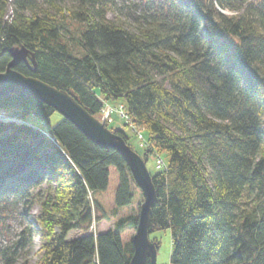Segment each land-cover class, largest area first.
I'll list each match as a JSON object with an SVG mask.
<instances>
[{"label": "trees", "instance_id": "trees-1", "mask_svg": "<svg viewBox=\"0 0 264 264\" xmlns=\"http://www.w3.org/2000/svg\"><path fill=\"white\" fill-rule=\"evenodd\" d=\"M124 11L132 22L109 18ZM69 21L85 27L72 38L79 56L65 43ZM21 46L37 69L21 64L19 73L69 92L97 119L105 102H121L145 130L148 149L138 154L164 163L151 174L150 232H171L170 264H264V0H0V73ZM7 110L44 123L57 114L23 94L0 100ZM124 128L112 132L129 145ZM48 135L0 122V225L18 211L24 226L0 243V264H29L35 205L37 264H130L133 242L121 231L137 230L139 216L88 234L108 219L89 194L109 189L111 169L116 208L132 205L138 187L125 160L63 117ZM73 231L84 235L69 241Z\"/></svg>", "mask_w": 264, "mask_h": 264}, {"label": "water", "instance_id": "water-1", "mask_svg": "<svg viewBox=\"0 0 264 264\" xmlns=\"http://www.w3.org/2000/svg\"><path fill=\"white\" fill-rule=\"evenodd\" d=\"M9 53L11 62L6 70L0 73V100L17 94L34 98L72 123L95 145L105 150L116 151L123 157L144 197L136 235L132 241L134 255L130 264H157L159 247L150 239V219L157 201V191L147 167V160L135 152L122 137L114 134L105 124L92 116L72 94L19 73L16 68L21 64L37 69L35 53L24 46L14 47Z\"/></svg>", "mask_w": 264, "mask_h": 264}, {"label": "rangeland", "instance_id": "rangeland-1", "mask_svg": "<svg viewBox=\"0 0 264 264\" xmlns=\"http://www.w3.org/2000/svg\"><path fill=\"white\" fill-rule=\"evenodd\" d=\"M72 5L67 4L66 7L70 9ZM125 15L123 19L118 18L116 14H109V18L112 21H115L119 24L124 22V18H129V21L132 22L133 19L128 16V13L126 11L123 12ZM227 15H231V13H226ZM12 15V10L8 12V16ZM70 34L65 35V43L68 44V46L71 48V50L76 55H81V49L78 47L76 41H72V38L75 36L77 37L83 30L84 26L68 22ZM106 111L113 110L114 116H113V126L108 127L112 130L116 129H125V124L127 125L126 129V135L129 138V145L132 146V148L135 150V152L139 154H143L148 149V136L144 129H135L132 126V123L129 120H123L120 116V108L121 106H124L121 102L116 103H108L105 102ZM104 106V107H105ZM16 110H7V111H1L0 112V122L4 123H15V124H25L32 127H35L36 129L42 131L45 134H48V132L57 126L62 121V116L59 114H56L50 121V123H44L42 120L31 116L27 121L21 120L14 116L13 114H16ZM98 120L102 123V118L99 116ZM162 160H164L165 164L169 163L168 156L166 154L161 155ZM158 160L159 156L156 154L152 157H150L147 167L152 175H155L158 172ZM118 174L115 169H111V179H110V186L109 189L106 192H100L90 195L89 194V200L94 206L95 201H98L100 204H102L106 215L108 216L107 220H102L101 222H93L92 226L88 230V234L98 235L102 233H106L107 231L114 230L117 226V224L124 220L125 224L130 221L131 218H136L139 216L140 208L144 202L143 195L141 191L137 188L135 190V198L133 200V203L130 207L124 208V209H117L115 205V197L116 192L118 188ZM47 186L44 185L42 187V190H46ZM10 212L13 211L10 209ZM18 213V211H17ZM17 213L15 212L12 216L10 215V218L7 219L6 225H0V232L2 229H6L4 232V235L0 237V243L6 245L9 244L11 241L15 240L17 235L23 230L24 226L19 219ZM42 209L40 205H35L34 208L31 211V220L32 223L36 226V235L32 241V244L30 246V255L28 257L29 264H37L41 258V247L43 244V240L41 238V229L40 226L37 224V219L41 215ZM102 216V215H101ZM84 232L82 231H73L69 234L68 240H72L74 238L80 237ZM136 235V228L134 227H125L121 231V237L124 242V244H130L133 241L134 236ZM151 241L157 243L159 250H158V256H157V264H170V258L172 255V235L170 231H161L156 232L150 236ZM11 240V241H10ZM24 260L20 261V264H22Z\"/></svg>", "mask_w": 264, "mask_h": 264}, {"label": "built area", "instance_id": "built-area-1", "mask_svg": "<svg viewBox=\"0 0 264 264\" xmlns=\"http://www.w3.org/2000/svg\"><path fill=\"white\" fill-rule=\"evenodd\" d=\"M120 114H121V118L123 120H129L130 121V118L125 110V107L124 106H121L120 108ZM114 111L113 110H109V111H106V106L104 107L103 111L101 112V114L99 115L101 118H102V123L105 124V126L108 128V127H111V125L113 126V116H114ZM48 135V134H47ZM49 136V135H48ZM164 167V163L159 160L158 161V170H161L163 169Z\"/></svg>", "mask_w": 264, "mask_h": 264}]
</instances>
